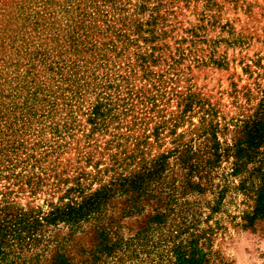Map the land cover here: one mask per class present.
Listing matches in <instances>:
<instances>
[{
	"label": "rangeland",
	"instance_id": "rangeland-1",
	"mask_svg": "<svg viewBox=\"0 0 264 264\" xmlns=\"http://www.w3.org/2000/svg\"><path fill=\"white\" fill-rule=\"evenodd\" d=\"M263 100L264 0H0V221L149 168L173 209L107 264H179L176 244L264 264V220L248 221L264 174H231L224 151ZM213 136L219 162L189 170ZM141 203L124 214L114 194L106 223L133 235L160 204ZM92 226L73 236L75 261L95 249Z\"/></svg>",
	"mask_w": 264,
	"mask_h": 264
},
{
	"label": "trees",
	"instance_id": "trees-1",
	"mask_svg": "<svg viewBox=\"0 0 264 264\" xmlns=\"http://www.w3.org/2000/svg\"><path fill=\"white\" fill-rule=\"evenodd\" d=\"M213 138V143L203 149L206 159L198 160L189 170L207 174L216 166L221 154L219 143L215 136ZM224 151H229L233 157L231 174H253L255 171L264 174V100L253 119L245 122L239 135ZM160 175L157 170L146 168L142 173L121 179L114 189L103 186L92 192H80L79 200L69 198L44 214L16 211L6 215L0 221V264H107L108 259L116 258L120 253L136 252L152 240L154 232L162 228L160 226L165 225L167 212L173 209L171 205L176 201L174 188ZM116 193L131 201L123 210L124 214H139L143 209L142 200L154 197L160 203L145 226L127 238L119 227L111 225L112 221H105L110 199ZM256 219L264 220V184L256 194L252 214L248 216L249 223ZM86 224L93 225L96 245L89 258L78 262L68 249L73 236L82 232ZM62 228L66 232L60 234ZM173 251L179 264H211L196 249H182L176 244Z\"/></svg>",
	"mask_w": 264,
	"mask_h": 264
}]
</instances>
